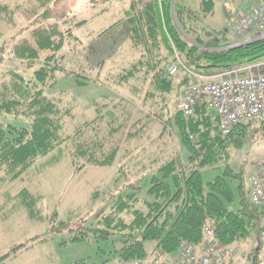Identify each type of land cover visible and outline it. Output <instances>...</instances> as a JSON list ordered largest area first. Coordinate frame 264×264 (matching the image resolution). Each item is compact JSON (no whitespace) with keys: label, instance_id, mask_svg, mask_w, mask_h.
I'll use <instances>...</instances> for the list:
<instances>
[{"label":"trees","instance_id":"obj_1","mask_svg":"<svg viewBox=\"0 0 264 264\" xmlns=\"http://www.w3.org/2000/svg\"><path fill=\"white\" fill-rule=\"evenodd\" d=\"M36 1L40 2V8L48 9L43 14H35L24 35L3 42L0 48V62L7 54L24 71L31 72L28 77L11 72L0 82V194H4L0 211L11 203L15 209L25 211L30 219L39 218L41 197L23 189L10 198L4 192L8 185L23 178L40 160L62 147L70 148L71 165L76 172L86 167H113L120 161L125 143L140 131L129 129L133 113L127 101L115 102L104 97L93 103L94 118L75 127L72 135H66V120L73 117V106L49 93L63 74L73 76L80 85H87L80 78L84 76L64 68L62 59L66 44L77 40L74 29L86 21L72 19V24H67L64 18L51 21L49 6L53 0ZM129 1V9L120 23L125 26L124 33L132 48L140 52V59L118 73L114 80H110V75L107 81L101 82L107 86L110 82L126 86L142 72V82L148 83L142 104L152 114L161 116L162 111L165 113L168 95L196 82L188 72L216 75L264 61V40L231 48L237 41L230 38V28L242 11L225 28L216 29L203 24L204 19L214 16L213 0H201L197 11L179 0ZM173 64L177 65L178 72L171 76L168 68ZM131 90L134 95L138 93L136 87ZM168 120L167 125L175 129L188 153L187 161L184 163L180 156H175L145 176L133 175V158L120 163L116 184H123L110 197L108 210H99L94 228L85 226L87 220L80 221L81 227L73 230L70 239L61 244L94 240L99 245L96 255L101 260L91 263L84 259L74 264L148 261L155 252L173 256L182 241L200 245L208 228L222 245L238 249L264 232V205L255 207L250 203L251 187L248 188L244 171L235 172L230 165L233 150L264 141V120L242 124L224 135L216 127L218 118L207 104L198 107L191 117L176 111ZM139 123L143 120L132 127L136 128ZM163 131L166 132V127ZM220 167H224L223 175L205 183L202 171ZM146 176L149 178L143 184ZM229 181L238 182L237 193ZM142 193L146 199L140 198ZM96 198L95 194L93 199ZM236 202L239 208L233 211L229 206ZM71 221L69 218L62 222L60 228H67ZM36 240L35 243L47 241ZM149 243L153 244L150 250ZM28 245H14L0 256V264L29 249Z\"/></svg>","mask_w":264,"mask_h":264},{"label":"rangeland","instance_id":"obj_2","mask_svg":"<svg viewBox=\"0 0 264 264\" xmlns=\"http://www.w3.org/2000/svg\"><path fill=\"white\" fill-rule=\"evenodd\" d=\"M179 1L195 11L201 2ZM213 1L216 4L214 16L204 19L203 24L216 29L225 28L227 22L235 19L239 9L248 5V0ZM129 6V0H53L49 6L52 12L51 21H60L61 18L66 19L67 24H72V19L86 21L85 25L74 29L77 40L66 44L62 59L64 68L69 73L84 76L80 78L87 85H80L73 76L63 74L58 77L55 89L49 93L52 96L58 95L64 102L66 101L65 103L73 106V117L66 120V135H72L75 127L91 121L95 116L93 103L100 102L104 97H110L115 102L127 101L133 113L129 129L133 132L140 131L137 132V137L125 143L120 161L113 167H86L76 172L71 165L70 148L62 147V150H57L40 160L23 178L8 185L4 192L7 191L10 198L27 189L35 197H41V201L38 205L39 218L36 219H30L25 211L15 209L11 203L0 211V256L7 254L14 245H30L29 249H23L18 253L17 262L6 264H74L84 259L91 263H99L101 258L96 255L99 245L94 244V240L68 246L61 244L70 239L74 234L73 230L81 227L80 221L87 220L85 226L94 228V218L99 210H108L110 197L115 195V189L123 184V182L116 184L120 163L129 162L133 158L131 165L133 175L145 176L149 170L175 156H180L184 163L187 161L188 153L181 146L177 132L167 125L169 116L180 111L183 87L168 95L165 113L160 111L161 116H157L142 104L144 93L148 89V83L142 82V72L137 75L138 78L125 84L126 86L119 87L111 82L110 86H107L101 82L104 79L107 81L110 75V80H114L118 73L129 69L140 59V52L132 48L130 40L124 33L125 26L120 23ZM46 9L48 7L40 8V2L36 0H0V48L3 42L24 35L23 31L34 21L35 14H43ZM232 28L231 26L230 38L236 40ZM185 37L193 43L189 37ZM4 57L5 60L0 62V82L11 72L24 77L30 75L31 72L24 71L11 56L5 54ZM133 87L138 90L136 95L131 90ZM158 108L161 109L162 105L160 104ZM138 120H143V123L136 124V128L132 127ZM165 127L166 132L163 131ZM262 154L264 142L259 144L252 142L243 149L233 150L230 165L235 172L244 171V177L247 179L252 162ZM223 173L224 167L206 168L202 171V176L204 182L208 183ZM148 178L149 176L144 177L143 184ZM229 182L237 193L238 182ZM95 194L97 198L93 199ZM3 195L0 194L1 205H4ZM140 198L146 199L145 193H142ZM237 203L229 207L237 211L239 208ZM69 218L72 221L68 227L60 228V224ZM261 236L262 234L257 235L260 243ZM35 239L48 241L35 243ZM102 246L105 247L103 244ZM152 246L153 244L149 243L148 250ZM27 251L31 252L34 259L25 257ZM262 252L264 253V249Z\"/></svg>","mask_w":264,"mask_h":264},{"label":"built area","instance_id":"obj_3","mask_svg":"<svg viewBox=\"0 0 264 264\" xmlns=\"http://www.w3.org/2000/svg\"><path fill=\"white\" fill-rule=\"evenodd\" d=\"M233 34L240 47L264 40V1L242 11L235 21ZM259 71V73H256ZM176 64L168 68L171 76L176 75ZM196 82L183 89L179 110L185 117L194 115L195 110L205 104L215 112L217 128L224 135L246 123L264 120V61L258 64L206 76L188 72ZM250 203L255 207L264 205V162L255 164V174L250 180ZM240 254L238 248L222 245L214 238L212 229H206L204 241L192 245L182 241L175 259L155 252L148 261H131L119 264H230Z\"/></svg>","mask_w":264,"mask_h":264},{"label":"crops","instance_id":"obj_4","mask_svg":"<svg viewBox=\"0 0 264 264\" xmlns=\"http://www.w3.org/2000/svg\"><path fill=\"white\" fill-rule=\"evenodd\" d=\"M262 1H264V0H248V3H247L248 7L247 6L242 7L241 9H239V11H245V10L253 7L254 5H256V4H258V3L262 2ZM199 4H198V7H199ZM232 33H233V30H232ZM256 73H259V71H256ZM259 162H264V154L260 155V157H258L256 160H254L252 162L250 168H249V176L246 179L247 184H249V188H250V180L253 177V175L255 174V164L259 163ZM263 226H264V224H263ZM258 234H262V236L260 238V239H262L261 243L258 242V239H259V238H257ZM258 234H256L252 238V240L245 245L246 248H244V245L243 246H238L239 250H240V255L237 256L236 258H234L230 262V264H264V253L262 252L263 249H264V232H261V233H258ZM37 243H41V242H37ZM66 246H68V245H66ZM24 255L28 259L29 258H33L34 259V257L32 256L31 252H29V251H27V253L24 254ZM18 256H19V254L16 255V257H14L13 259H10V260L6 261L4 264H6L8 262H11V263L12 262L13 263L17 262L18 261ZM176 256H177V254L173 255V256H168V258L169 259H175ZM35 258H36V255H35ZM165 264H170V263L167 261Z\"/></svg>","mask_w":264,"mask_h":264}]
</instances>
